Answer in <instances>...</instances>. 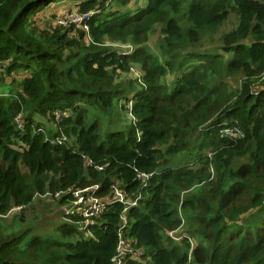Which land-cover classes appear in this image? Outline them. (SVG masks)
<instances>
[{
  "label": "trees",
  "instance_id": "16d2710c",
  "mask_svg": "<svg viewBox=\"0 0 264 264\" xmlns=\"http://www.w3.org/2000/svg\"><path fill=\"white\" fill-rule=\"evenodd\" d=\"M58 1L0 0V74L23 72L0 94V264H114L121 241L125 264H192L191 238L198 264H264V0H77L88 32L37 23ZM61 193L37 234L26 208Z\"/></svg>",
  "mask_w": 264,
  "mask_h": 264
},
{
  "label": "rangeland",
  "instance_id": "374dc122",
  "mask_svg": "<svg viewBox=\"0 0 264 264\" xmlns=\"http://www.w3.org/2000/svg\"><path fill=\"white\" fill-rule=\"evenodd\" d=\"M61 1V0H60ZM135 2V3H134ZM138 0H133L132 4L130 5V8L133 9L135 7V5L137 4ZM77 3V0H62L59 4L57 5H63L66 6L64 11H68V13L73 14L72 12L74 11L73 8L71 7L70 4H74ZM137 6V5H136ZM52 7V6H51ZM57 6L52 7L54 9H56ZM50 9V8H49ZM49 9L42 14H39L37 16V23L44 27V28H48V29H53L54 26L58 25L56 23V14H51L49 13ZM69 9L70 12H69ZM113 9V8H112ZM236 17L235 15L232 14V16H230V18L228 19L227 23L225 24V26L220 29L219 33L217 34V38L216 40L220 39V36L222 35V33L230 31L231 29H233L236 26ZM53 26V27H51ZM74 26L72 24H68L66 26H61L64 28H68ZM158 33L159 30H155V32L151 35L149 42L147 43L148 45H146L147 47H149L150 50H152L153 53H157V54H161V50L159 47V44L157 43L158 40ZM218 42V41H217ZM113 47L117 48V49H121V50H127L128 48H130L129 45H123L120 44L119 42H117L116 44L111 43ZM4 67L0 66V72L2 71ZM134 68V69H133ZM177 73V72H176ZM23 72L19 71L18 74H14L16 76V78L18 80L21 79ZM0 74V94L2 93V90L5 88V86L2 85V82L4 81V84H7L6 81H10L12 78H15L14 75L7 77V75H2ZM139 75H142V70L141 67L139 65L131 66V70L128 73H123L122 74V79L123 80H136L137 77H139ZM175 77L176 74L167 72L165 75L162 76L161 81L165 84H167L169 87H171L175 82ZM15 78V79H16ZM3 80V81H2ZM261 87V84H260ZM118 106H117V112L116 115L114 116L112 122H109L107 119H104V132L108 130V128H126L128 126V124H130V115L129 113V103H127L126 106V102L124 100H118ZM127 109V110H126ZM43 120H46V118H42ZM49 124V123H48ZM112 125V126H111ZM173 162H177V158L175 160H173ZM203 182L202 183H198L195 184V186H193L190 190L185 191L183 190L181 192V196L182 198L190 196L194 193L199 192V188H203ZM114 194H119V189H115L114 190ZM80 193H77L76 195L79 196ZM63 194H58L56 196H54V200L55 202L51 201V199L49 197H38L37 199H35L32 204L28 209L26 208V219L29 223L35 225L38 227L37 230V234H44L43 229L50 233L51 235H53L52 233V226L55 225L56 223H59V219H57L56 216L59 215V212L63 209H66L67 204H60L58 201L61 199V196ZM47 196V195H46ZM49 196V195H48ZM82 200V197H79V202ZM128 202V201H127ZM129 203V202H128ZM80 204V203H78ZM19 211V209H13L11 212L8 213L6 220L12 225L14 224V220H16V215L15 212ZM179 218H181L182 220L185 219L184 215H183V209H182V204L180 203V207H179ZM63 222V221H62ZM43 226V229H42ZM169 233V232H166ZM171 238L173 241H176V243H180L182 241H184L183 239L188 237L187 234L184 233V229L180 226L179 229L173 231L170 233ZM185 236V237H184ZM184 237V238H183ZM189 240V239H188ZM199 243L198 239H194L191 238L190 239V249H189V253L191 254V261L192 264H198L195 262V260L193 259V249L194 247ZM124 262V261H123ZM122 264V263H121Z\"/></svg>",
  "mask_w": 264,
  "mask_h": 264
},
{
  "label": "built area",
  "instance_id": "2783aa9c",
  "mask_svg": "<svg viewBox=\"0 0 264 264\" xmlns=\"http://www.w3.org/2000/svg\"><path fill=\"white\" fill-rule=\"evenodd\" d=\"M69 12H70V10H69ZM72 13L73 14H70V13H68V11L58 13L56 15V23L58 24V26H66L68 24V21H69V24L79 26L82 29H84L86 32H88L90 29V26L87 24L86 20H87L89 14L81 13L78 10H74ZM143 176L147 177L146 175H143ZM117 197L119 198V200L125 202L124 196L121 192L119 194H117ZM130 203L137 204V202H130ZM171 232H173V231H171ZM171 232H169L168 234L170 235ZM142 253H143V251L140 252L139 250L134 249L130 245V243H127L125 241H121L119 252H117V255L114 258L113 262H114V264H121V263L125 264L126 256H131V258H133V259H140ZM188 264H191V263H188Z\"/></svg>",
  "mask_w": 264,
  "mask_h": 264
},
{
  "label": "crops",
  "instance_id": "0c3cea01",
  "mask_svg": "<svg viewBox=\"0 0 264 264\" xmlns=\"http://www.w3.org/2000/svg\"><path fill=\"white\" fill-rule=\"evenodd\" d=\"M62 1V0H61ZM61 1H58V2H56V4H54V5H51L52 7H55V6H57L56 7V9H54V8H52L51 6H50V9H49V13H51V14H58V13H62V12H64V10H65V7L66 6H63V5H57V4H59ZM70 6L71 7H75L74 6V4H70ZM6 83H10V81H6Z\"/></svg>",
  "mask_w": 264,
  "mask_h": 264
},
{
  "label": "clouds",
  "instance_id": "9594fccd",
  "mask_svg": "<svg viewBox=\"0 0 264 264\" xmlns=\"http://www.w3.org/2000/svg\"><path fill=\"white\" fill-rule=\"evenodd\" d=\"M2 66H5V64L3 63V64H1Z\"/></svg>",
  "mask_w": 264,
  "mask_h": 264
}]
</instances>
